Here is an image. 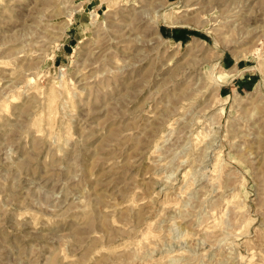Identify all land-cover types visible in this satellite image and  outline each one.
<instances>
[{
  "label": "rangeland",
  "instance_id": "1",
  "mask_svg": "<svg viewBox=\"0 0 264 264\" xmlns=\"http://www.w3.org/2000/svg\"><path fill=\"white\" fill-rule=\"evenodd\" d=\"M223 1L0 0V264H264V0Z\"/></svg>",
  "mask_w": 264,
  "mask_h": 264
},
{
  "label": "crops",
  "instance_id": "2",
  "mask_svg": "<svg viewBox=\"0 0 264 264\" xmlns=\"http://www.w3.org/2000/svg\"><path fill=\"white\" fill-rule=\"evenodd\" d=\"M175 33L177 39L185 38V35L182 30H177ZM219 62L221 64V67L224 69L228 68L236 72L244 70V68L238 70V62L232 56H226L224 58H221ZM254 79L255 77L252 74H243L239 76V78L234 79L233 84H236L238 87L250 88L252 83L254 82Z\"/></svg>",
  "mask_w": 264,
  "mask_h": 264
},
{
  "label": "bare ground",
  "instance_id": "3",
  "mask_svg": "<svg viewBox=\"0 0 264 264\" xmlns=\"http://www.w3.org/2000/svg\"><path fill=\"white\" fill-rule=\"evenodd\" d=\"M224 1H225V0H224ZM224 1H223V2H224ZM214 44L217 45L216 43H214ZM218 59H219V58H218Z\"/></svg>",
  "mask_w": 264,
  "mask_h": 264
}]
</instances>
